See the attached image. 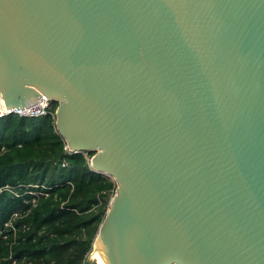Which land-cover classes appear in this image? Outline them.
I'll return each mask as SVG.
<instances>
[{
    "label": "water",
    "instance_id": "water-1",
    "mask_svg": "<svg viewBox=\"0 0 264 264\" xmlns=\"http://www.w3.org/2000/svg\"><path fill=\"white\" fill-rule=\"evenodd\" d=\"M39 93L115 183L106 264H264V0H0L2 104Z\"/></svg>",
    "mask_w": 264,
    "mask_h": 264
},
{
    "label": "trees",
    "instance_id": "trees-1",
    "mask_svg": "<svg viewBox=\"0 0 264 264\" xmlns=\"http://www.w3.org/2000/svg\"><path fill=\"white\" fill-rule=\"evenodd\" d=\"M55 105L35 117L0 116V264H81L114 192L113 179L89 167L93 151L64 148ZM26 209L12 239L4 223Z\"/></svg>",
    "mask_w": 264,
    "mask_h": 264
},
{
    "label": "built area",
    "instance_id": "built-area-1",
    "mask_svg": "<svg viewBox=\"0 0 264 264\" xmlns=\"http://www.w3.org/2000/svg\"><path fill=\"white\" fill-rule=\"evenodd\" d=\"M40 96H38L35 99L34 104H31L29 106H26L24 108L19 109L18 107H7L6 109L4 108V105L2 104V101L0 99V116L2 115H6V114H15L17 116H29V117H35V116H40V115H44L46 113H49V106H50V98H48L45 94L43 93H39ZM53 115V112H52ZM64 148L67 150L65 144H64ZM69 151V150H67ZM63 162V161H62ZM14 195H18V193H15L14 191L10 190ZM33 193V192H30ZM34 199L35 197H31L30 198V203L34 204ZM24 202H26V199H23ZM27 213V209L26 210H14L9 214V217L7 219V221L4 223V226H7L10 228V235L12 237V239H14V237H16V231L17 228L13 227L12 222L18 218H20L21 216H24ZM2 229H0L1 232ZM2 237H5V235L1 234ZM15 260L11 261V264H15Z\"/></svg>",
    "mask_w": 264,
    "mask_h": 264
},
{
    "label": "bare ground",
    "instance_id": "bare-ground-1",
    "mask_svg": "<svg viewBox=\"0 0 264 264\" xmlns=\"http://www.w3.org/2000/svg\"><path fill=\"white\" fill-rule=\"evenodd\" d=\"M94 241L91 245V250H93ZM90 256L95 260L96 264H106L101 255L96 251H91Z\"/></svg>",
    "mask_w": 264,
    "mask_h": 264
},
{
    "label": "rangeland",
    "instance_id": "rangeland-1",
    "mask_svg": "<svg viewBox=\"0 0 264 264\" xmlns=\"http://www.w3.org/2000/svg\"><path fill=\"white\" fill-rule=\"evenodd\" d=\"M91 251H92V250H90L86 255H88V254L90 255ZM96 262H97V261H96ZM96 262H95L94 259L91 258V261H89L88 264H96Z\"/></svg>",
    "mask_w": 264,
    "mask_h": 264
}]
</instances>
